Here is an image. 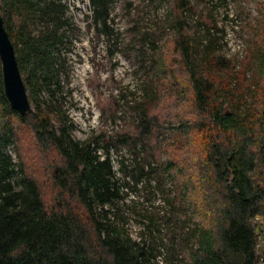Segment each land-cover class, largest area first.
Segmentation results:
<instances>
[{
  "label": "trees",
  "instance_id": "16d2710c",
  "mask_svg": "<svg viewBox=\"0 0 264 264\" xmlns=\"http://www.w3.org/2000/svg\"><path fill=\"white\" fill-rule=\"evenodd\" d=\"M87 1L88 27L106 38L113 55L112 45L120 48L118 38L112 43L115 0ZM169 1L172 51L190 87L195 115L193 122L173 125L172 132L204 134L205 152L193 160L194 168L179 157L162 160L160 145L148 139L158 124L149 106L154 87L144 89L140 99L127 100L132 129L115 131L106 143L103 134L76 139L63 102L52 97L61 88L59 73L65 65L53 68L57 57L52 47L65 36L59 29L67 5L0 0L35 105L29 115L10 106L0 61V264H262L264 35L263 45L254 50L256 89L240 90L238 78L217 75L229 68L220 52L224 30L202 15L193 24L190 17L197 7L191 0ZM156 32L139 31L137 44L142 50L149 44L159 49L167 75L164 45L156 44ZM170 85L178 87V82ZM45 89L50 98L41 101ZM23 131L33 135L43 154L42 179L29 172L20 151ZM121 148L130 155L120 153ZM133 219L141 226L138 237L129 228Z\"/></svg>",
  "mask_w": 264,
  "mask_h": 264
},
{
  "label": "rangeland",
  "instance_id": "374dc122",
  "mask_svg": "<svg viewBox=\"0 0 264 264\" xmlns=\"http://www.w3.org/2000/svg\"><path fill=\"white\" fill-rule=\"evenodd\" d=\"M58 1L67 5L61 16L65 24L59 29V34L65 36L62 42L52 47L53 54L57 57L53 68H58L63 62L65 65L59 73L61 88L52 97L53 100L63 102L66 114L75 125L72 129L73 136L84 141L91 135L103 134L106 143L115 131L132 129L134 117L128 111L127 100L140 99L144 96V89L154 87L156 97L149 106L151 114L158 117V124L148 139L151 143L157 142L160 145L158 155L162 160H168L171 156L179 157L194 168L192 165L197 162L193 163V160L197 161L205 152L204 134L195 130L187 135L172 132L173 125L177 126L187 119L193 122L195 115L190 87L185 77L180 74L178 56L172 51L173 33L167 24L171 2L115 0L112 16L117 35L112 38V43L118 38L120 48L116 50L112 45V55L108 51L106 38L99 37L93 28L88 27L91 21L88 1ZM191 1L197 7V12L190 17L193 24L202 15L224 30L223 38L220 39V52L228 59L229 68L217 72V75L224 78L236 77L240 90L245 89L250 93L255 91L258 66L254 50L263 43L264 13L261 7L264 0ZM41 27L40 22L36 23L33 33L37 34ZM204 30L205 27H200L202 33ZM139 31H159L154 35L159 36L156 44L164 45L161 50L168 70L167 75L162 74L159 49L149 44L142 50L137 44ZM170 75L173 78L168 79ZM176 82L178 87L172 88L170 84ZM55 87L56 84H53L51 89ZM49 93L47 89L43 90L40 94L41 101L49 99ZM244 111L243 109L242 113ZM20 151L29 172L42 179L43 154L28 131L21 133ZM120 151L126 157L130 155L128 149L121 148ZM113 158L114 166L118 168L116 153ZM188 171L193 173L192 168ZM167 186H170L169 181ZM131 198H136L134 192ZM140 227L136 219L130 222L129 228L134 237H138Z\"/></svg>",
  "mask_w": 264,
  "mask_h": 264
},
{
  "label": "water",
  "instance_id": "95a60500",
  "mask_svg": "<svg viewBox=\"0 0 264 264\" xmlns=\"http://www.w3.org/2000/svg\"><path fill=\"white\" fill-rule=\"evenodd\" d=\"M0 61L4 92L10 106L22 115L33 111L27 87L22 77L14 44L0 14Z\"/></svg>",
  "mask_w": 264,
  "mask_h": 264
},
{
  "label": "built area",
  "instance_id": "2783aa9c",
  "mask_svg": "<svg viewBox=\"0 0 264 264\" xmlns=\"http://www.w3.org/2000/svg\"><path fill=\"white\" fill-rule=\"evenodd\" d=\"M263 225H264V220H263ZM259 245L264 248V230H263V233H262V236H261V241H260ZM262 264H264V255H263V258H262Z\"/></svg>",
  "mask_w": 264,
  "mask_h": 264
}]
</instances>
